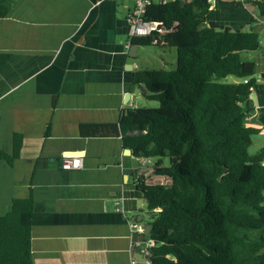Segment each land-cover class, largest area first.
Returning <instances> with one entry per match:
<instances>
[{"label":"crops","instance_id":"crops-1","mask_svg":"<svg viewBox=\"0 0 264 264\" xmlns=\"http://www.w3.org/2000/svg\"><path fill=\"white\" fill-rule=\"evenodd\" d=\"M132 5L15 0L0 19V54L8 55L0 68V153L11 157L20 137L11 164L0 159V216L14 200L31 197L32 213L20 215V223L30 227L32 264H144V245L132 242L130 225H148L149 214L135 182L168 181L151 175L152 160L125 154L121 137L82 132L83 126L117 125L126 110L144 105L134 77L150 69L140 47H126ZM262 5L210 0L204 24L260 35V48L243 55L254 65L256 104H246L245 122L259 131L249 147L256 154L264 151ZM68 153L79 154L82 168H60Z\"/></svg>","mask_w":264,"mask_h":264},{"label":"trees","instance_id":"trees-1","mask_svg":"<svg viewBox=\"0 0 264 264\" xmlns=\"http://www.w3.org/2000/svg\"><path fill=\"white\" fill-rule=\"evenodd\" d=\"M14 1L0 0V19ZM211 13L210 0L150 4L144 19L164 34L130 45L175 50L173 70L134 77L143 98L158 106L128 109L117 125L82 127L89 137H121L135 158L152 160V176L168 181L135 182L151 225L149 264H264V151L248 155L259 131L245 122L255 82L243 56L260 48V35L207 27ZM7 60L0 54V68ZM229 76L237 82H223ZM19 139L12 156L0 159L11 164ZM31 213L29 197L0 216V264H32L30 227L20 223Z\"/></svg>","mask_w":264,"mask_h":264},{"label":"built area","instance_id":"built-area-1","mask_svg":"<svg viewBox=\"0 0 264 264\" xmlns=\"http://www.w3.org/2000/svg\"><path fill=\"white\" fill-rule=\"evenodd\" d=\"M120 2L124 0H112ZM133 5L127 15V23L129 25L128 42L126 47L129 46L131 39L136 37H148L155 33L158 35L164 34V29L160 23L148 22L144 19L146 9L150 4H166L168 0H130ZM83 162L80 156H64L60 160V168L63 170H75L82 168ZM132 233L138 235L144 231V226L140 223L133 222L130 225ZM143 260L144 264H149L150 249L153 247V242L145 237Z\"/></svg>","mask_w":264,"mask_h":264},{"label":"rangeland","instance_id":"rangeland-1","mask_svg":"<svg viewBox=\"0 0 264 264\" xmlns=\"http://www.w3.org/2000/svg\"><path fill=\"white\" fill-rule=\"evenodd\" d=\"M264 42V37L262 36V43ZM141 56V60L144 64L147 65V68L150 70H173L175 68V50L162 48V47H140L139 54ZM165 61L166 63L163 64L162 62ZM236 79L229 76L223 82L225 83H233ZM144 105L142 107L145 108H156L158 106L157 102L143 100ZM256 154V149L251 147L248 149V155L254 156ZM161 181V180H160ZM165 180H163L164 182Z\"/></svg>","mask_w":264,"mask_h":264},{"label":"water","instance_id":"water-1","mask_svg":"<svg viewBox=\"0 0 264 264\" xmlns=\"http://www.w3.org/2000/svg\"><path fill=\"white\" fill-rule=\"evenodd\" d=\"M132 47H135V46H132ZM138 92H139V90H138ZM249 100L252 101L254 105L256 104L255 103V98H254V93L250 94ZM130 152L131 151L128 150V149L124 150V153L127 154V155H130ZM67 156H79V154L78 153H68ZM150 231H151V225H149V224L145 225L144 226V231H143L142 234L138 235L136 233H133L132 242L136 243L137 241H140L141 243H143L145 241V237H149ZM140 263H142V259H141Z\"/></svg>","mask_w":264,"mask_h":264}]
</instances>
